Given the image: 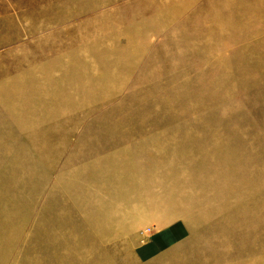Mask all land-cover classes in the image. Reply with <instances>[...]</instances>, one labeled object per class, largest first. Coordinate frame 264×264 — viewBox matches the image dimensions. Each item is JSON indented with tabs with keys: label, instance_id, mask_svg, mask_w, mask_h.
Instances as JSON below:
<instances>
[{
	"label": "rangeland",
	"instance_id": "374dc122",
	"mask_svg": "<svg viewBox=\"0 0 264 264\" xmlns=\"http://www.w3.org/2000/svg\"><path fill=\"white\" fill-rule=\"evenodd\" d=\"M250 18L227 25L222 0H0V264H264Z\"/></svg>",
	"mask_w": 264,
	"mask_h": 264
},
{
	"label": "crops",
	"instance_id": "0c3cea01",
	"mask_svg": "<svg viewBox=\"0 0 264 264\" xmlns=\"http://www.w3.org/2000/svg\"><path fill=\"white\" fill-rule=\"evenodd\" d=\"M222 8H223L225 23H227V25L228 24L232 25L233 23L242 25L243 16L252 15V18H250V20L248 21L251 22L258 21V19L255 17L257 15L264 14V0H222ZM234 29L242 30L243 27H239V28L235 27ZM230 30L232 29L230 28ZM177 229L179 230L178 227H170L160 232L159 234L156 235V237H154L151 243L142 246L140 248V251L144 254H147L154 252L155 250L161 247H166L169 244H172L177 240L178 237L177 236L178 233H176ZM157 254H154V256H156Z\"/></svg>",
	"mask_w": 264,
	"mask_h": 264
}]
</instances>
